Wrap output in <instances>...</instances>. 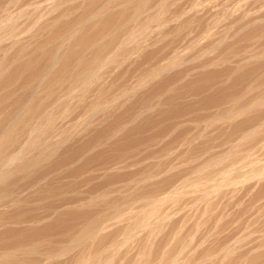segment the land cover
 <instances>
[{"label":"rangeland","instance_id":"374dc122","mask_svg":"<svg viewBox=\"0 0 264 264\" xmlns=\"http://www.w3.org/2000/svg\"><path fill=\"white\" fill-rule=\"evenodd\" d=\"M144 2L145 0H0V67L6 66L8 71L12 70L7 72L2 67L6 71L0 73V134L5 132V129L10 130L14 127L18 131L17 135L15 134L11 138L13 139L11 140L13 143L10 141L12 145L4 150L5 152L3 151L4 154L0 159L6 160L8 155L10 158L14 152H16L15 155H26L27 162V154H31L32 157L28 158L32 159V166L26 162L29 168L24 171L25 173L17 172L18 174L15 173L10 179L0 184V214L3 213L1 214L3 217L0 215V218L4 221L10 219L9 222L21 220V224L25 222V225L20 224L21 226H19L25 230L29 228V225L28 230L48 229L44 236L51 239L53 245L56 243L52 247L51 262L53 261V263L51 264H84L86 259L88 262L92 259L91 263L99 256L100 260H103V257L108 256L106 254L109 252L114 254V258L111 254L112 257H106L104 261L106 259L108 261L109 258V261L113 262L111 264H171L172 261L175 264L177 259L181 263L177 260L176 264H212V262L216 264L217 262L214 260L218 256L220 257V253L225 249L233 251L230 264H249L248 261L253 256L264 254V0H146L145 4ZM139 4L141 7L138 6ZM104 7V11H106L103 13L104 15H100L98 19L93 20L94 22L89 21L92 17L91 12ZM139 7V12H141V8L144 10L141 12L142 17L130 27H126L118 35L104 34L103 26L100 23L105 17H114L120 13L132 16L131 11ZM158 15L160 18L157 17ZM101 16H104L103 20H101ZM86 19L87 22H85ZM160 19L163 20L160 21ZM171 21L172 23L169 25ZM248 21L249 23H247ZM253 21L255 23H252ZM95 22L97 23L94 24ZM145 22L147 25L144 24ZM51 23L54 24L51 25ZM80 23H83L81 26L84 24L85 26L78 31L81 32L80 34L76 32L73 35L74 38L71 37L72 41L68 36H70L71 30ZM49 24L51 26H48ZM94 25L95 27L92 28ZM144 26L149 29L144 31ZM91 29L93 30L91 31ZM136 31L138 32L136 33ZM65 32L66 34H64ZM95 33L102 37L99 38L102 39L100 42L104 41L105 45L109 44L112 38L116 41L113 50H111L112 52L115 50L113 53L121 51L115 53L114 56L112 52L109 53L115 58H112V64L105 63V67L108 64L109 67L100 69V75L103 70L106 72L102 73L105 77H101L98 73L99 78H102L101 81L104 82H101V85L93 84L94 79L89 78L88 74L87 78L81 77L85 66L81 62L84 59V61L86 59L89 61L97 54L99 48L93 47L95 51L93 48L86 49L85 46H81L80 40L95 36ZM116 37L120 40L118 41ZM106 39L107 41H105ZM123 40L124 43L126 40L125 45L121 44ZM120 44L121 47H118ZM8 48L11 49L8 51ZM58 51L65 54L67 58L64 57L67 61L63 60L62 63H59L60 65L58 64L59 68L55 67L56 70L54 69L53 74L51 73V75L60 77V83H56L52 92L46 91L47 85L51 86V81L53 82L55 77L49 75L50 78H48L52 80L49 83L46 81L47 87L43 86L44 90L41 89L34 96L38 88L37 80L34 79L38 77L35 76L49 70L52 57L57 56ZM244 56L245 59L248 56L250 61L245 60ZM252 56H254V61ZM69 61L70 63H68ZM87 79H91L93 83ZM83 81L89 85L86 86L82 83ZM33 98L38 103L34 104V101L32 102L34 105L31 103L33 108L36 105V111L32 106L30 108L35 112V117L30 122L32 124L17 128L14 120L19 115V109L21 110L24 105L29 104L28 101ZM256 101L260 102L261 107L259 104L258 107H251L250 103H257ZM105 102L107 108H104ZM98 104L99 107L104 104L102 106L104 109L102 107L99 109ZM236 105L237 108L240 106L244 109L241 110L244 113H240L242 118H239L240 114H238L236 117L234 116V119L229 117L226 119L227 115L229 116L230 108ZM243 106L248 109L253 108L252 113L251 111L247 113L248 109ZM97 107L98 113L95 110ZM101 110L102 112H100ZM50 111L52 114L56 112L57 115L54 114L58 118L55 119L56 117L53 115L52 119L55 120L51 125L48 123L49 127L45 122L47 120L44 121V119L48 115L47 112L50 114ZM217 116H220V119ZM40 119L44 122L43 127ZM205 120L208 122L206 124L216 121L218 125L211 127V130L204 124ZM228 122L230 123L228 124ZM35 125L36 127H34ZM254 130L255 137L247 136ZM258 133L260 135H257ZM19 151L22 154L17 153ZM34 160L38 162L36 163ZM242 161L244 165H242ZM34 162L35 164H33ZM18 164L19 166L23 165L22 161ZM211 164L212 166H210ZM240 166L243 167V171ZM206 168L209 169L206 170ZM252 169L253 171H251ZM201 170H203L202 173ZM230 171L232 175H230ZM237 172L239 173L237 174ZM208 173L210 176H207ZM199 174L200 176H198ZM224 176H227L229 181ZM221 180L226 181L222 185L224 187L220 185ZM208 190L209 192H207ZM175 192H178L177 196L181 192L180 199L174 196ZM147 200H152L150 206ZM161 203L162 205H160ZM153 205H155V210H157L156 205H160L157 213L153 209ZM141 210L148 213L149 217L151 216V218L146 216L149 219H146L147 222L149 221V226L145 220H141L143 217L145 219V216H140L141 219L137 218L139 212L142 215ZM121 211H125L127 215ZM144 212L143 215H145ZM121 214L123 215L121 216ZM150 214H154V216ZM116 216L117 218H115ZM118 218L121 223L116 224L114 221ZM132 218L135 223L131 221ZM141 221L146 222L148 227L139 223ZM31 222H34L33 225ZM111 222H114L112 224L115 225L104 229V243L101 240L99 243L101 245L97 244L99 241L90 240L87 242L83 240V242H79L82 241L79 236L83 234L85 227L100 223L106 228L105 225L110 223L111 226ZM132 222L136 225L140 224L141 227L144 226L140 227L138 231L139 225L138 229H135ZM156 222L161 225L158 227ZM32 226L33 228H31ZM20 227L18 229H21ZM159 228L161 229L159 230ZM127 230L128 232L129 230L130 232L137 231L130 234ZM149 231L153 234L147 233ZM2 232L0 231V236L4 234ZM150 235L152 236L150 237ZM115 237H118L117 240ZM125 237H128V240ZM130 237H132V241ZM172 237L175 241L172 240ZM77 238L81 240L77 241ZM176 238H180V241L177 242L179 246L174 243ZM183 239L187 241L185 242ZM115 240L120 242L118 243L120 247L112 246V243L116 244ZM181 240L183 245L180 243ZM180 245L181 247L189 246L181 249ZM166 246L173 248L172 251L168 248L169 252L172 254L175 252V257L172 256V260L170 259L171 253L165 251ZM177 246L180 248L178 249ZM174 247L177 248L175 251H173ZM121 248L123 249L121 250ZM143 248L144 250H142ZM112 249H116L115 253ZM146 249L147 251H145ZM163 249L167 256L169 255V259H166L167 256L164 257ZM180 250L190 251L188 253L185 251L186 257L183 258L184 256L179 257L176 254L180 253ZM140 251L141 254H139ZM92 252L97 253L98 256L94 253L97 257H93ZM91 254H93L92 257ZM138 254L141 257L146 254V257L141 259ZM216 255L218 256L216 257ZM100 260L98 259V262L95 260L96 262L93 261V263L104 264ZM256 264H264V258L258 259Z\"/></svg>","mask_w":264,"mask_h":264},{"label":"bare ground","instance_id":"6f19581e","mask_svg":"<svg viewBox=\"0 0 264 264\" xmlns=\"http://www.w3.org/2000/svg\"><path fill=\"white\" fill-rule=\"evenodd\" d=\"M79 1V0H78ZM83 1V0H82ZM114 1V0H113ZM123 1V0H122ZM137 1V0H136ZM141 1V0H140ZM149 1V0H148ZM38 2V1H37ZM145 2H146V0H145ZM145 2H144V4H145ZM163 2V1H162ZM161 2V3H162ZM166 2V1H165ZM164 2V3H165ZM74 3V2H73ZM85 3V2H84ZM94 3V2H93ZM103 3V2H102ZM137 3V2H136ZM139 3V2H138ZM142 3V2H141ZM140 3V4H141ZM140 4L138 5V6H140ZM171 4V3H170ZM173 4V3H172ZM4 5V4H3ZM52 5V4H51ZM80 5H82V4H80ZM128 5V4H127ZM134 5V4H133ZM143 5V4H142ZM147 5V4H146ZM163 5V4H162ZM166 5V4H165ZM59 6V5H58ZM84 6V5H83ZM94 6V5H93ZM93 6H91V7H93ZM105 6V5H104ZM112 6V5H111ZM132 6V5H131ZM137 6V7H138ZM164 6V5H163ZM163 6H161V7H163ZM167 6V5H166ZM90 7V8H91ZM141 7V6H140ZM140 7L138 8V9H133L134 11H131L132 13V16H130V14H125V13H123V14H118L117 16H114V17H110L109 16V18H106L105 17V19H104V16L102 17L101 16V20H103L100 24L103 26H101L103 29V32H104V34H106V35H108V36H110V35H113V34H119V32H121L122 30H124L126 27L128 28V26L130 27L137 19H140V17H142V11H144V10H142V8H141V12H139L140 11ZM8 8V7H7ZM89 8V7H88ZM97 8V7H96ZM106 8H109V7H106ZM119 8V7H118ZM134 8V7H133ZM143 8H146V7H143ZM196 8V7H195ZM42 9V8H41ZM46 9V8H45ZM55 9V8H54ZM127 9H128V7H127ZM156 9V8H155ZM4 10V9H3ZM51 10V9H50ZM89 10V9H88ZM105 10V7L102 9H99V10H94L95 12H91V14H92V17H90V19H89V21H92V22H94L93 20H95V19H98L99 17H100V15H102L104 12L106 13V11H104ZM119 12H122V11H120V9H117ZM166 10V9H165ZM162 11V10H161ZM161 11H159L160 13H161ZM31 12V11H30ZM49 12V11H48ZM56 12V11H55ZM86 12V11H85ZM90 12V11H89ZM114 12V11H113ZM116 13H117V11H115ZM150 12V11H149ZM156 12V11H155ZM188 12V11H187ZM190 12V11H189ZM110 13V12H109ZM185 13V12H184ZM202 13V12H201ZM38 14V13H37ZM90 14V13H89ZM90 14V15H91ZM145 14V13H144ZM143 14V15H144ZM162 14V13H161ZM192 14V13H191ZM9 15V14H8ZM36 15V14H35ZM65 15V14H64ZM87 15V14H86ZM89 15V16H90ZM104 15V14H103ZM106 15V14H105ZM107 15H108V12H107ZM150 15V14H149ZM181 15V14H180ZM188 15V14H187ZM111 16H113V15H111ZM152 16V15H151ZM175 16V15H174ZM145 17V16H144ZM154 17V16H153ZM152 17V18H153ZM157 17H159L160 18V16L158 15ZM164 17V16H163ZM9 18V17H8ZM53 18V17H52ZM103 18V19H102ZM181 18V17H180ZM179 18V19H180ZM245 18V17H244ZM7 19V18H6ZM32 19V18H31ZM46 18H44V20H45ZM149 19H150V17H149ZM167 19V18H166ZM173 19V18H172ZM247 19V18H246ZM245 19V20H246ZM5 20V19H4ZM8 20V19H7ZM16 20V19H15ZM43 19H42V21H44ZM100 19H99V22L101 21ZM146 20V19H145ZM153 20V19H152ZM161 20H163V19H160V21ZM17 21V20H16ZM46 21V20H45ZM89 21H88V23H89ZM98 21V20H97ZM139 21V20H138ZM137 21V23H139ZM149 21V20H148ZM170 21V20H169ZM168 21V22H169ZM176 21V20H175ZM174 21V22H175ZM183 21V20H182ZM261 21V20H260ZM4 22V21H3ZM2 22V23H3ZM35 22V21H34ZM54 22V21H53ZM84 22V21H83ZM85 22H87V19L85 20ZM84 22V23H85ZM91 22V24H93ZM143 22V21H142ZM147 22V21H146ZM144 23V24H146L147 25V23L149 24V22H147V23ZM166 22V21H165ZM251 22V21H250ZM14 23V22H13ZM87 23V24H88ZM97 22H95L94 24H96ZM163 23V22H162ZM172 23V21L169 23V25ZM187 23V22H186ZM247 23H249V21L247 22ZM252 23H255L254 21L252 22ZM260 23V22H259ZM52 24H54V23H51V25ZM77 24V23H76ZM83 24V23H82ZM81 23L79 24V25H77V26H75L72 30H71V32H70V36H68V38H70L71 39V37H73L74 38V36L73 35H75V33L77 32V33H79L78 31L79 30H81V27H83V26H85V24L83 25V26H81L82 25ZM167 24V23H166ZM165 24V25H166ZM7 25V24H6ZM5 25V26H6ZM10 25V24H9ZM13 25V24H12ZM15 25V24H14ZM13 25V26H14ZM16 25H17V23H16ZM46 25V24H45ZM50 24L48 25V26H51ZM75 25V24H74ZM164 25V24H163ZM162 25V26H163ZM164 25V26H165ZM178 25V24H177ZM182 25V24H181ZM188 25V24H187ZM186 25V26H187ZM248 25V24H247ZM5 26H3V27H5ZM48 26H47V28H48ZM88 26V25H87ZM90 26V25H89ZM136 26V25H135ZM143 26V25H142ZM161 26V25H160ZM2 27V29H4ZM31 27V26H30ZM60 27V26H59ZM95 27V25L92 27V28H94ZM97 27V26H96ZM137 27V26H136ZM184 27V26H183ZM243 27V26H242ZM11 28V27H10ZM43 28V27H42ZM44 28H45V26H44ZM91 28V27H90ZM138 28V27H137ZM142 28V27H141ZM176 28V27H175ZM179 28V27H178ZM253 28V27H252ZM5 29H6V27H5ZM8 30H9V28H7ZM27 29V28H26ZM97 29V28H96ZM95 29V30H96ZM147 29H149L147 26H144V28H143V30L145 31H147ZM153 29V28H152ZM41 30H43V29H41ZM54 30H56V29H54ZM63 30H65V29H63ZM84 30V29H83ZM88 30V29H87ZM93 29H91V31H92ZM98 30V29H97ZM97 30H96V32H97ZM141 30V29H140ZM143 30H142V32H143ZM178 30V29H177ZM5 31V30H4ZM11 31H13V30H11ZM22 31V30H21ZM27 31V30H26ZM36 31V30H35ZM132 31H134V30H132ZM154 31V30H153ZM163 31V30H162ZM181 31V30H180ZM227 31V30H226ZM234 31V30H233ZM3 32V31H2ZM48 32V31H47ZM95 32V31H94ZM102 32V31H101ZM100 32V33H101ZM125 32V31H124ZM127 32V31H126ZM138 31H136V33H137ZM182 32V31H181ZM185 32V31H184ZM55 33V32H54ZM61 33H63V32H61ZM69 33V32H68ZM81 33V32H80ZM79 33V34H80ZM87 33H88V31H87ZM89 33H90V31H89ZM99 33V32H98ZM98 33H95L96 35L95 36H90L89 38H82L81 40H80V44H82L81 46H85L86 47V49H91V48H93V47H98L99 48V50H98V52H97V54L96 55H94L93 57H91L90 59H89V61L86 59V61H82V59H80V61H82L81 62V64L82 65H85L84 66V68H83V71H82V75H81V77L83 76H85L86 77V75L89 77V78H92V80L94 79V83L91 81V79L89 80V79H87L88 81H91L93 84H95V85H98V84H100L101 85V82H103V81H101V79L102 78H99L100 76L101 77H105V75H102V73H103V71L101 72V75H100V69L102 70V67H104L105 69L107 68V67H109V64H108V66L107 67H105L106 65H105V63L106 62H108V63H111L112 64V58H113V56H114V54L115 53H117V52H115V53H113L111 50H113V48H114V43L116 44V41L112 38V41L109 43V44H107L106 43V45L104 44V41H102V42H100L101 40L99 39V38H102V37H100V35H98ZM122 33V32H121ZM13 34V33H12ZM39 34V33H38ZM64 34H66V32L64 33ZM85 34V33H84ZM134 34V33H133ZM132 34V35H133ZM139 34V33H138ZM151 34V33H150ZM172 34V33H171ZM257 34V33H256ZM44 35V34H43ZM60 35V34H59ZM72 35V36H71ZM94 35V34H93ZM129 35V34H128ZM131 35V34H130ZM135 35V34H134ZM137 35V34H136ZM173 35V34H172ZM11 36V35H10ZM34 36V35H33ZM32 36V37H33ZM51 36V35H50ZM53 36H55V35H53ZM63 36V35H62ZM86 36H88V35H86ZM175 36V35H174ZM218 36V35H217ZM223 36H225V35H223ZM229 36H230V34H229ZM233 36V35H232ZM3 37V36H2ZM6 37V36H5ZM14 37V36H13ZM12 37V38H13ZM17 37V36H16ZM30 37V36H29ZM52 37V36H51ZM66 37V36H65ZM76 37H79L78 35H76ZM76 37H75V39H76ZM118 37V36H117ZM117 37H116V39H117ZM137 37V36H136ZM209 37V36H208ZM15 38V37H14ZM126 38H128L129 39V37H126ZM125 38V39H126ZM131 38H133V37H131ZM211 38V37H210ZM209 38V39H210ZM223 38V37H222ZM55 39V38H54ZM67 39V38H66ZM65 39V40H66ZM74 39V40H75ZM247 39V38H246ZM13 40V39H12ZM22 40V39H21ZM20 40V41H21ZM28 40V39H27ZM72 41H73V39H71ZM113 40H114V42H113ZM118 40V39H117ZM120 40V39H119ZM118 40V41H119ZM127 40V39H126ZM126 40H125V43H124V40H123V42H121V44L122 43H124V45L126 44ZM224 40H225V38H224ZM8 41V40H7ZM16 41V40H15ZM63 41V40H62ZM105 41H107V39L105 40ZM132 41H133V39H132ZM131 40L129 41L130 43L132 42ZM139 41V40H138ZM51 42V41H50ZM49 42V43H50ZM128 42V41H127ZM128 42V43H129ZM221 42V41H220ZM226 42V41H225ZM258 42V41H257ZM2 43V42H1ZM21 43V42H20ZM23 43V42H22ZM37 43V42H36ZM62 43V42H61ZM64 43V42H63ZM70 43H71V41H70ZM76 43V42H75ZM103 43V44H102ZM127 43V44H128ZM153 43V42H152ZM11 44V43H10ZM65 44H67V43H65ZM78 44V43H77ZM119 44V43H118ZM121 44L118 46V47H121ZM222 44V43H221ZM1 45H3V44H1ZM14 45V44H13ZM12 45V46H13ZM29 45V44H28ZM27 45V46H28ZM48 45V44H47ZM50 45H52V44H50ZM62 45V44H61ZM137 45V44H136ZM18 46H19V44H18ZM66 46V45H65ZM14 47V46H13ZM59 47H61V46H59ZM72 47V46H71ZM79 47V46H78ZM259 47V46H258ZM2 48H4V47H2ZM12 48V47H11ZM11 48H8L7 50L9 51V49H11ZM41 48V47H40ZM80 48H82V47H80ZM79 48V49H80ZM116 48V47H115ZM153 48V47H152ZM234 48V47H233ZM15 49V48H14ZM46 49V48H45ZM61 49H62V47H61ZM60 49V50H61ZM76 49V48H75ZM85 49V50H86ZM94 49V48H93ZM119 49V48H118ZM121 49V48H120ZM119 49V50H120ZM130 49V48H129ZM220 49V48H219ZM2 50V49H1ZM6 50V51H7ZM49 50V49H48ZM67 50V49H66ZM65 50V51H66ZM137 50V49H136ZM23 51H24V48H23ZM93 51V50H92ZM94 51H95V49H94ZM93 51V52H94ZM216 51H218V50H216ZM3 52V51H2ZM43 52V51H42ZM47 52V51H46ZM56 52V51H55ZM62 53L61 51H58V53H57V56H54V57H52L53 59L51 60V66H50V68H49V70L48 71H46L45 73H40V74H36L37 76H35V77H38V78H34L35 80H37V86H38V88L36 89V94H34V96L35 95H37L38 93H39V91H41V89H43V86H45V87H47L45 90L46 91H48V92H52L53 91V89H54V87L56 86V83H60V81L61 80H59V78L60 77H58L57 75L55 76V75H51V73L53 74V70L55 69L56 70V68L55 67H57L58 66V64L59 63H62L63 62V60L64 61H67V60H65L64 59V57H65V54H60V53ZM112 52V54H113V56L111 55H109V53H111ZM119 52H121V51H119ZM118 52V53H119ZM8 53V52H7ZM6 53V54H7ZM13 53H14V51H13ZM22 53V52H21ZM53 53V52H52ZM51 53V54H52ZM80 53V52H79ZM90 53V52H89ZM135 53V52H134ZM217 53V52H216ZM248 53V52H247ZM5 54V53H4ZM11 54V53H10ZM17 54V53H16ZM19 54V53H18ZM50 54V53H49ZM54 54V53H53ZM70 54V53H69ZM82 54V53H81ZM87 54V53H86ZM92 54H94V53H92ZM129 54V53H128ZM202 54V53H201ZM244 54V53H243ZM254 54V53H253ZM252 54V55H253ZM2 55V54H1ZM45 55V54H44ZM55 55V54H54ZM71 55V54H70ZM116 55V54H115ZM138 55V54H137ZM216 55V54H215ZM248 55V54H247ZM264 55V54H263ZM5 56V55H4ZM21 56V55H20ZM49 56H51V55H49ZM68 56V55H67ZM77 56V55H76ZM125 56V55H124ZM182 56V55H181ZM212 56V55H211ZM228 56V55H227ZM249 56V55H248ZM248 56H246L247 57V59H248ZM256 56V55H255ZM18 57H19V55H18ZM24 57V56H23ZM31 57V56H30ZM219 57V56H218ZM254 56H252V60L254 61V58H253ZM260 57H261V55H260ZM264 57V56H263ZM5 58H6V56H5ZM66 58V57H65ZM70 58V57H69ZM72 58V57H71ZM76 58V57H75ZM109 58H111V59H109ZM115 58V57H114ZM113 58V59H114ZM154 58V57H153ZM250 58H251V56H250ZM67 59V58H66ZM73 59V58H72ZM71 59V60H72ZM178 59V58H177ZM241 59V58H240ZM244 59H245V56H244ZM247 59H245V60H247ZM32 60V59H31ZM109 60H111V61H109ZM243 60V59H242ZM249 60V59H248ZM247 60V61H248ZM252 60H251V62H252ZM5 61V60H4ZM23 61V60H22ZM114 61V60H113ZM246 61V62H247ZM250 61V60H249ZM261 61V60H260ZM6 62V61H5ZM115 62H116V60H115ZM115 62H114V64H115ZM233 62V61H232ZM27 63H29V62H27ZM67 63V62H66ZM68 63H70V61L68 62ZM121 63V62H120ZM120 63H119V65H120ZM241 63V62H240ZM242 63H243V61H242ZM242 63H241V65H242ZM256 63V62H255ZM7 64V63H6ZM45 64V63H44ZM217 64V63H216ZM244 64H246V63H244ZM254 64V63H253ZM256 64H258V63H256ZM8 65H9V61H8ZM60 65V64H59ZM62 65V64H61ZM81 65V66H82ZM118 65V66H119ZM210 65V64H209ZM259 65V64H258ZM24 66H25V64H24ZM27 66V65H26ZM31 66V65H30ZM48 66V65H47ZM66 66V65H65ZM68 66V65H67ZM110 66H112V65H110ZM115 66V65H114ZM129 66V65H128ZM3 67V66H2ZM2 67H0L1 69V71H0V73L2 72V71H4L5 69L7 70V68H5V67H3V68H5V69H3ZM33 67V66H32ZM240 67V66H239ZM243 67V66H242ZM11 68V67H10ZM46 68V67H45ZM57 68H59V67H57ZM17 69V68H16ZM23 69V68H22ZM64 69V68H63ZM67 69V68H66ZM123 69V68H122ZM206 69V68H205ZM5 70V71H6ZM11 70V69H10ZM9 70V71H10ZM54 70V71H55ZM65 70V69H64ZM108 70V69H107ZM160 70V69H159ZM172 70V69H171ZM212 70V69H211ZM257 70V69H256ZM8 70H7V72H9ZM12 71V70H11ZM10 71V72H11ZM26 71V70H25ZM33 71H35V69H33ZM254 71V70H253ZM261 71V70H260ZM41 72V71H40ZM42 72H44V71H42ZM57 72V71H56ZM55 72V73H56ZM77 72V71H76ZM81 72V71H80ZM105 72V71H104ZM187 72V71H186ZM205 72V71H204ZM83 73H84V75H83ZM98 73H99V75L100 76H98ZM106 73V72H105ZM160 73V72H159ZM230 73V72H229ZM235 73V72H234ZM6 74V73H5ZM4 74V75H5ZM25 74V73H24ZM29 74V73H28ZM80 74V73H79ZM17 75V74H16ZM30 75V74H29ZM49 75H51V76H55L54 78L53 77H51V78H53V82L49 79L50 77H49ZM58 75H59V73H58ZM63 75H64V73H63ZM235 75V74H234ZM257 75V74H256ZM1 76V75H0ZM12 76V75H11ZM62 76V75H61ZM229 76V75H228ZM13 77H14V75H13ZM12 77V78H13ZM49 77V78H48ZM58 77V78H57ZM98 77V78H97ZM261 77V76H260ZM1 78V77H0ZM74 78V77H73ZM87 78V77H86ZM86 78H85V81H86ZM96 78V79H95ZM134 78V77H133ZM61 79H62V77H61ZM83 79V78H82ZM218 79V78H217ZM8 80V79H7ZM103 80V79H102ZM113 80V79H112ZM9 81V80H8ZM46 81L49 83V81H51V83H52V85L50 86V84H48L47 86L45 85L46 84ZM85 81H83L82 83H84ZM106 81V80H105ZM89 83V82H88ZM104 83V82H103ZM102 83V84H103ZM141 83V82H140ZM57 84V85H58ZM85 85H86V83H84ZM91 84V83H90ZM255 84V83H254ZM21 85V84H20ZM31 85V84H30ZM84 85V86H85ZM87 85H89V84H87ZM86 85V86H87ZM138 85H140V84H138ZM50 86V87H49ZM91 86V85H90ZM89 86V87H90ZM139 87V86H138ZM58 88V87H57ZM96 88V87H95ZM6 89V88H5ZM4 89V90H5ZM13 89V88H12ZM98 89V88H97ZM24 90V89H23ZM28 90V89H27ZM44 90V89H43ZM90 90H91V88H90ZM251 90V89H250ZM25 91V90H24ZM201 91V90H200ZM88 92V91H87ZM124 92V91H123ZM54 93V92H53ZM86 93V92H85ZM101 93V92H100ZM45 94V93H44ZM16 95V94H15ZM84 95V94H83ZM94 95V94H93ZM92 95V96H93ZM33 96V95H32ZM39 96V95H38ZM41 96V95H40ZM182 96V95H181ZM37 97V96H36ZM84 97V96H83ZM114 97V96H113ZM112 97V98H113ZM116 98V97H115ZM115 98H114V100H115ZM231 98V97H230ZM8 99H10V98H8ZM18 99V98H17ZM34 99L35 98H33L31 101L29 100L28 102H30L29 104H26V105H24L23 107H22V109L20 110L19 109V115L16 117V119L14 120V123L18 126L17 128H19V126H23L24 125V127H25V125H27V124H32V123H30L32 120H33V118L35 117L34 115H35V112H33L32 110L33 109H35L36 107V105L34 106V108H33V106L31 105V103L34 101ZM50 99V98H49ZM94 99V98H93ZM100 99H102V98H100ZM99 99V100H100ZM229 99V98H228ZM36 100H38L37 98H36ZM2 101V100H1ZM21 101V100H20ZM39 101V100H38ZM96 101H98V100H96ZM108 101V100H107ZM259 101V100H258ZM4 102V101H3ZM40 102V101H39ZM216 102V101H215ZM226 102V101H225ZM232 102V101H231ZM250 102V101H249ZM255 102V101H254ZM257 102V101H256ZM12 103V102H11ZM35 103H38V102H36V101H34V104ZM114 103H115V101H114ZM228 103V102H227ZM33 104V103H32ZM33 104V105H34ZM43 104V103H42ZM105 104V105H104ZM103 105H104V108L106 107H108V106H106V102L104 103ZM108 104V103H107ZM111 104V103H110ZM109 104V105H110ZM115 104H117V103H115ZM236 104V103H235ZM249 104V103H248ZM260 105V107H261V104H260V102H257V103H254V104H251L250 103V105H251V107L253 106H257V105ZM73 105V104H72ZM90 105V104H89ZM102 105V106H103ZM246 106H247V104H245ZM244 105V106H245ZM258 105V106H259ZM2 106H3V104H2ZM31 106H32V108L33 109H30L31 108ZM79 106V105H78ZM100 106H101V104H100ZM101 106V107H102ZM243 106V107H244ZM257 106V107H258ZM21 107V106H20ZM19 107V108H20ZM39 107H40V105H39ZM74 107V106H73ZM90 107V106H89ZM98 107H99V104H98ZM98 107L95 109V110H97L98 109ZM101 107H99V109L101 108ZM63 108V107H62ZM103 108V107H102ZM103 108V109H104ZM111 108V107H110ZM230 108V107H229ZM244 108H246V107H244ZM255 108V107H254ZM38 109V108H37ZM61 109V108H60ZM66 109V108H65ZM98 109V110H99ZM246 109H248V107L246 108ZM11 110V109H10ZM58 110V109H57ZM67 110V109H66ZM92 110H93V108H92ZM98 110H97V113H98ZM106 110V109H105ZM219 110V109H218ZM241 110H244L242 107L240 108V106H238V108H237V105L236 106H233V107H231L230 108V110H229V116L227 115V117H226V119H228V117L229 118H233L234 119V116L236 117L238 114H240V113H244V111H241ZM249 110V111H248ZM246 112L247 113H250V111L251 110H253V108L252 109H248ZM257 110V109H256ZM35 111H36V109H35ZM64 111V110H63ZM258 111V110H257ZM52 111H50V114H49V112H47L48 113V115H46L45 116V118L46 119H44V121L45 120H47V121H45L46 123H47V125L49 126V124L48 123H50V125H51V123H53L52 121L53 120H55V119H57L58 117L56 116L57 114H56V112H53V114L51 113ZM84 112V111H83ZM95 113H96V111H94ZM100 112H102V110L100 111ZM104 112V111H103ZM221 112V111H220ZM225 112V111H224ZM245 112V114H247ZM259 112V111H258ZM36 113H38V112H36ZM56 115H55V114ZM58 113V112H57ZM63 113V112H62ZM115 113V112H114ZM251 113H252V111H251ZM41 115V114H40ZM53 115L56 117L55 119H52L53 118ZM61 115V114H60ZM64 115V114H63ZM215 115H217V114H215ZM225 115V116H226ZM241 115L242 114H240L239 115V118L241 117ZM263 115V114H262ZM11 116V115H10ZM9 116V117H10ZM212 116H214V115H212ZM222 116V115H221ZM246 116V115H245ZM100 117V116H99ZM218 118L220 117V116H217ZM38 118V117H37ZM37 118H35V119H37ZM39 118H40V116H39ZM38 118V119H39ZM223 117H221V119H222ZM238 117H237V119H239ZM242 118V117H241ZM197 119V118H196ZM220 119V118H219ZM219 119H218V121H219ZM225 119V120H226ZM59 120V119H58ZM57 120V121H58ZM201 120H203V119H201ZM223 120H224V118H223ZM231 119H229V121H230ZM264 120V119H263ZM39 121H41V119L39 120ZM69 121H70V119H69ZM209 121H211V120H209ZM221 121V120H220ZM233 121V120H232ZM237 121V120H236ZM251 121V120H250ZM9 122V121H8ZM12 122V121H11ZM33 122H35V121H33ZM36 122H37V120H36ZM93 122V121H92ZM197 122H199V121H197ZM231 122V121H230ZM230 122H228V124L230 123ZM41 123H42V127L44 126L43 124H44V122H43V120L41 121ZM40 123V124H41ZM63 123V122H62ZM206 123H208L206 120H205V123L204 124H206ZM210 123V122H209ZM34 124V123H33ZM37 124V123H36ZM55 124V123H54ZM53 124V125H54ZM85 124V123H84ZM91 124V123H90ZM102 124V123H101ZM227 124V123H226ZM261 124V123H260ZM259 124V125H260ZM52 125V126H53ZM135 125V124H134ZM218 124H217V122L215 121V122H212V123H210V124H206V127H210V129H211V127H215V126H217ZM37 126H38V124H37ZM41 126V125H40ZM246 126V125H245ZM34 127H36V125L34 126ZM45 127H46V125H45ZM50 127V126H49ZM48 127V128H49ZM205 127V126H204ZM205 127V128H206ZM41 128V127H40ZM39 128V129H40ZM47 128V127H46ZM46 128H44V129H46ZM89 128V127H88ZM5 129V128H4ZM37 129H38V127H37ZM59 129V128H58ZM209 129V128H208ZM2 130V129H1ZM42 130V129H41ZM204 130V129H203ZM212 130V129H211ZM44 131V130H43ZM45 131H48V130H45ZM66 131V130H65ZM4 132V131H3ZM1 133L0 134V158H1V156H2V154H4V150H6V149H8V147L10 148V145H12V144H10L11 142L13 143V141H11V140H13V139H11V138H13L14 136H15V134L18 132L17 131V129H16V127H14V128H11L10 130L8 129V130H6L5 129V132L4 133ZM257 132V131H256ZM22 133V132H21ZM228 133V132H227ZM74 134V133H73ZM203 134H205V133H203ZM256 134L255 133V130H254V132H252L251 131V133L250 134H247V136H253V137H255L254 135ZM17 135V134H16ZM257 135H260V133H258ZM257 135H256V137H257ZM261 135H262V133H261ZM28 136H29V134H28ZM35 136V135H34ZM113 136V135H112ZM247 136H245V137H247ZM17 137V136H16ZM67 137V136H66ZM259 137V136H258ZM261 137V136H260ZM32 138H33V136H32ZM186 138V137H185ZM198 138V137H197ZM262 138V137H261ZM253 139V138H252ZM15 140H16V138H15ZM52 140V139H51ZM11 141V142H10ZM184 141V140H183ZM35 142V141H34ZM185 142V141H184ZM227 142V141H226ZM231 142V141H230ZM241 142V141H240ZM256 142V141H255ZM30 144V143H29ZM179 144V143H178ZM218 144V143H217ZM240 144H242V143H240ZM244 144V143H243ZM24 145V144H23ZM31 145V144H30ZM184 145V144H183ZM219 145V144H218ZM228 145V144H227ZM238 146V145H237ZM240 146V145H239ZM264 146V145H263ZM217 147V146H216ZM54 148V147H53ZM192 148V147H191ZM214 148V147H213ZM221 149V148H220ZM231 149V148H230ZM11 150V149H10ZM9 150V151H10ZM41 150V149H40ZM43 150V149H42ZM4 151V152H3ZM28 151V150H27ZM193 151V150H192ZM226 151V150H225ZM236 151H238V150H236ZM240 151V150H239ZM24 152H26V151H24ZM15 153L16 152H14V155H12V156H10V158H9V155H8V158L5 160V159H0V184L1 183H4L6 180H8V179H10L15 173L16 174H18L17 172H24V171H26V170H28V166L26 165V160H25V157H26V155H23L22 154V152H17V153H21L22 155H15ZM29 153V152H28ZM30 153H34V152H30ZM206 153V152H205ZM11 154V153H10ZM210 154V153H209ZM28 155V157H27V160H28V162L30 163V165H31V163H32V159L31 160H29L30 158L29 157H31V154L29 155V154H27ZM225 155V154H224ZM233 155V154H232ZM7 156V155H6ZM203 156V155H202ZM252 156H253V154H252ZM175 157V156H174ZM213 157V156H212ZM219 157V156H218ZM258 157V156H257ZM22 158H24V159H22ZM29 158V159H28ZM32 158V157H31ZM42 158V157H41ZM188 158V157H187ZM236 158V157H235ZM34 159V158H33ZM208 159V158H207ZM238 159H239V157H238ZM243 159V158H242ZM252 159V158H251ZM39 160V159H38ZM225 160V159H224ZM21 161H22V163H23V165L21 164L20 166H19V164L18 163H21ZM31 161V162H30ZM34 161H36V163L38 162L37 160H34ZM177 161V160H176ZM216 161V160H215ZM237 161V160H236ZM24 162H25V165H24ZM27 162V164H29ZM243 162V161H242ZM215 163V162H214ZM263 163V162H262ZM17 164H18V166H17ZM33 164H35V162L33 163ZM197 164V163H196ZM228 164V163H227ZM240 164H241V162H240ZM255 164V163H254ZM258 164V163H257ZM242 165H244V162H243V164ZM259 165H261V164H259ZM258 165V166H259ZM32 166V165H31ZM30 166V167H31ZM44 166V165H43ZM168 166V165H167ZM174 166V165H173ZM210 166H212V164L210 165ZM256 166V165H255ZM255 166H253V167H255ZM264 166V165H263ZM106 167V166H105ZM205 167H206V165H205ZM213 167H214V165H213ZM236 167V166H235ZM241 167V166H240ZM245 168V167H244ZM38 169V168H37ZM209 169V168H208ZM207 168H206V170H208ZM233 169H235V168H233ZM238 169V168H237ZM241 169H242V171H243V167H241ZM256 169H257V167H256ZM263 169V168H262ZM127 170V169H126ZM205 170V169H204ZM205 170V171H206ZM240 170V169H239ZM239 170H237V171H239ZM156 171V170H155ZM177 171V170H176ZM202 171L203 170H201V173H202ZM204 171V172H205ZM251 171H253V169L251 170ZM213 172V171H212ZM231 172V171H230ZM25 173V172H24ZM156 173V172H155ZM162 173V172H161ZM196 173V172H195ZM226 173V172H225ZM229 173V172H228ZM234 173V172H233ZM239 172H237V174H238ZM255 173V172H254ZM153 174V173H152ZM197 174V173H196ZM206 174V173H205ZM224 174V173H223ZM222 174V175H223ZM227 174V173H226ZM235 174V173H234ZM233 174V175H234ZM241 174V173H240ZM249 174V173H248ZM260 174V173H259ZM259 174H256V175H259ZM20 175V174H19ZM48 175V174H47ZM164 175H165V173H164ZM212 175V174H211ZM230 175H232V172L230 173ZM92 176V175H91ZM198 176H200V174L198 175ZM207 176H210V174L208 173V175ZM19 177V176H18ZM158 177V176H157ZM197 177V176H196ZM212 177V176H211ZM215 177V176H214ZM225 178H227V180L229 181V178L227 177V176H224ZM229 177H231V176H229ZM15 178V177H14ZM161 178V177H160ZM200 178V177H199ZM204 178V177H203ZM210 178V177H209ZM221 178L222 179H224L222 176H221ZM221 178H219V179H221ZM255 178H257V177H255ZM259 178V177H258ZM33 179V178H32ZM45 179V178H44ZM164 179V178H163ZM205 179V178H204ZM149 180V179H148ZM196 180H197V178H196ZM226 180V179H225ZM225 180H223V181H225ZM238 180V179H237ZM200 181V180H199ZM201 181H203V180H201ZM222 181V180H221ZM222 181V182H223ZM227 181V182H228ZM151 182V181H150ZM193 182H195V183H197L196 181H193ZM212 182H213V180H212ZM217 182V181H216ZM222 182L220 183V185H221V187H224V186H222V185H224V183H226V181L225 182H223V184H222ZM235 182V181H234ZM185 183V182H184ZM183 183V184H184ZM198 183H200V182H198ZM214 183V182H213ZM38 184V183H37ZM201 184V183H200ZM216 184V183H215ZM218 184V183H217ZM228 185L230 184L229 182L227 183ZM138 185V184H137ZM190 185V184H189ZM196 185V184H195ZM213 185V184H212ZM211 185V186H212ZM219 185V184H218ZM34 186H35V184H34ZM73 186V185H72ZM184 186V185H183ZM187 186H188V184H187ZM197 186V185H196ZM230 186V185H229ZM32 187V186H31ZM182 187V186H181ZM180 187V188H181ZM185 187H186V185H185ZM190 187V186H189ZM214 187V186H213ZM220 187V186H219ZM262 187V186H261ZM12 188V187H11ZM35 188V187H34ZM37 188V187H36ZM130 188V187H129ZM188 188V187H187ZM197 188V187H196ZM198 188H200V187H198ZM214 188H216V187H214ZM230 188V187H229ZM251 188V187H250ZM175 189V188H174ZM195 188H193V190H194ZM218 189V188H217ZM216 189V190H217ZM112 190V189H111ZM192 190V189H191ZM198 190V189H197ZM37 191V190H36ZM136 191V190H135ZM172 191V190H171ZM195 191V190H194ZM194 191H192V192H194ZM205 191H206V189H205ZM219 191V190H218ZM221 191V190H220ZM191 192V191H190ZM198 192V191H197ZM204 192V191H203ZM202 192V193H203ZM207 192H209V190L207 191ZM211 192V191H210ZM169 193V192H168ZM175 193H176V195H175ZM175 193H173L174 194V196L175 197H177V199H180V197H179V195H181V192L179 193V195L177 196V194H178V192H175ZM212 193V192H211ZM259 193H260V191H259ZM19 194V193H18ZM172 194V195H173ZM208 194V193H207ZM220 194V193H219ZM185 195V194H184ZM203 195V194H202ZM202 195H200V196H202ZM206 195V194H205ZM223 195V194H222ZM37 196V195H36ZM41 196V195H40ZM70 196V195H69ZM168 196V195H167ZM186 196V195H185ZM38 197V196H37ZM68 197V196H67ZM168 197H171V196H168ZM175 197H174V199H175ZM184 197V196H183ZM188 197V196H187ZM204 197V196H203ZM214 197V196H213ZM211 198V197H210ZM262 198V197H261ZM28 199V198H27ZM150 199V198H149ZM163 199V198H162ZM165 199V198H164ZM172 199H173V197H172ZM212 199V198H211ZM219 199H220V197H219ZM240 199V198H239ZM255 199V198H254ZM134 201V200H133ZM149 200H147V202H148ZM154 202H155V200H153ZM159 201V203H160V199L158 200ZM162 201V200H161ZM166 201H168V200H166ZM26 202V201H25ZM82 202V201H81ZM144 202V201H143ZM150 202L152 203V200L151 201H149V206H150ZM178 202V201H177ZM211 202V201H210ZM225 202V201H224ZM115 203V202H114ZM125 203V202H124ZM158 202H156V204H157ZM158 203V204H159ZM46 204V203H45ZM145 204H146V202H145ZM165 204H166V202H165ZM171 204H172V202H171ZM175 204V203H174ZM213 204V203H212ZM230 204V203H229ZM263 204V203H262ZM53 205H54V203H53ZM113 205V204H112ZM152 205V204H151ZM160 205H162V203L160 204ZM160 205H156L157 206V210H158V207H160ZM164 205V204H163ZM177 205H179V204H177ZM214 205V204H213ZM45 206V205H44ZM120 206V205H119ZM215 206V205H214ZM3 207V206H2ZM86 207V206H85ZM95 207V206H94ZM118 207V206H117ZM142 207V206H141ZM154 207H155V205H153V209H154ZM217 207V206H216ZM139 208V207H138ZM120 209V208H119ZM151 209V208H150ZM153 209H151V210H153ZM174 209V208H173ZM208 209V208H207ZM215 209V208H214ZM220 209V208H219ZM4 210V209H3ZM111 210V209H110ZM145 210H147V209H145ZM155 210V209H154ZM157 210H155L156 211V213H157ZM162 210V209H161ZM244 210V209H243ZM5 211V210H4ZM7 211V210H6ZM8 211H9V209H8ZM142 211V210H141ZM160 211V210H159ZM177 211V210H176ZM183 211V210H182ZM188 211V210H187ZM221 211V210H220ZM121 212H123V211H121ZM129 212H130V210H129ZM143 212L144 211H142V215L140 214V212H139V215H137V216H139V217H137L138 219L140 218V216L141 217H143V216H145V219H144V217L141 219L142 221H146V216H148L149 217V215H148V213L146 214L145 212V215H143ZM149 213H150V210L148 211ZM152 212V211H151ZM263 212V211H262ZM120 213V212H119ZM119 213H118V215H119ZM132 213V212H131ZM134 213V212H133ZM152 213H155V212H152ZM208 213V212H207ZM211 213V212H210ZM209 213V214H210ZM239 213V212H238ZM260 213V212H259ZM1 214H3L2 212H1ZM0 214V215H1ZM123 214H126L125 213V211L123 212ZM123 214H121V216L123 215ZM137 214V213H136ZM135 214V215H136ZM162 214H163V212H162ZM165 214V213H164ZM8 215V214H7ZM19 215V214H18ZM127 215V214H126ZM131 215H133V214H131ZM150 215H152V214H150ZM12 216V215H11ZM152 216H154V214L152 215ZM156 216V215H155ZM210 216V215H209ZM1 217H3L2 215H1ZM19 217V216H18ZM102 217V216H101ZM107 217V216H106ZM131 217H133V216H131ZM205 217V216H204ZM31 218V217H30ZM115 218H117V216L115 217ZM119 218H120V215H119ZM119 218L116 220L115 219V223L117 224L118 222H120L121 223V221L119 220ZM123 218V217H122ZM127 218H129V217H127ZM135 218V217H134ZM149 218H151V216L149 217ZM168 218V217H167ZM6 219V218H5ZM8 219V218H7ZM20 219V218H19ZM101 219V218H100ZM103 219H104V217H103ZM102 219V220H103ZM114 219V218H113ZM138 219L136 220V222L138 221ZM163 219V218H162ZM161 219V220H162ZM196 219V218H195ZM10 220V219H9ZM9 220H7V221H4V219L2 220L1 218H0V231H3L4 232V234H2L1 236H0V264H51V263H53V261L51 262V260H52V247L53 246H55V244L53 245V243H52V240L51 239H49V238H46L44 235L48 232V229H46V228H44V229H42V230H39L38 228V230H35V229H31V230H28L29 228H30V225H29V228L27 229V230H25L24 228H21L20 226L21 225H25V222L23 223V224H21L22 223V221L21 220H16V221H14V220H12V221H10L9 222ZM52 220V219H51ZM111 220V219H110ZM122 220V219H121ZM123 220H124V218H123ZM123 220H122V222H123ZM128 220V219H127ZM129 220H130V218H129ZM147 220H149V219H147ZM151 220V219H150ZM239 220V219H238ZM27 221V220H26ZM107 221V220H106ZM131 221H134L133 220V218H132V220ZM139 222V223H143V224H145L144 222ZM160 221V220H159ZM30 222V221H29ZM35 222V221H34ZM33 222V223H34ZM110 222V221H109ZM114 222H111V224L112 223H114ZM149 222V221H148ZM146 223V224H148V226H149V223ZM162 222V221H161ZM32 223V222H31ZM33 223H32V225H33ZM37 223V222H36ZM102 223V222H101ZM105 223V222H104ZM124 223V222H123ZM130 223V222H129ZM134 223H135V221H134ZM138 223V222H137ZM159 223V222H158ZM162 223H164V222H162ZM180 223V222H179ZM202 223V222H201ZM21 224V225H20ZM106 224H108V223H106ZM131 224H133V222L131 223ZM130 224V225H131ZM145 224V225H146ZM156 224H157V222H156ZM160 224V223H159ZM20 225V226H19ZM23 225V226H24ZM38 225V224H37ZM113 225H115V224H112L111 226H110V223H109V225H105V227L106 228H104V226H103V224L101 225L100 223H98V225H94V226H87V227H85V231L84 232H82L83 234L82 235H78L81 239H82V241H79V242H83V240H85V241H87V242H90V240L91 241H99L97 244H99V243H101V240H102V243H104L103 241V239H104V232H105V230L104 229H107V227H114ZM119 225V224H118ZM120 225H122V224H120ZM127 225V224H126ZM134 226H133V228H135V229H138L137 228V226L139 227V229H138V231L140 230V227H141V225L140 224H133ZM158 225V224H157ZM161 225V224H160ZM160 225H158V227L160 226ZM167 225V224H166ZM174 225V224H173ZM190 225V224H189ZM117 226V225H116ZM129 226V225H128ZM132 226V225H131ZM144 226V225H143ZM143 226L141 227V228H143ZM147 226V225H146ZM147 226V227H148ZM154 226V225H153ZM21 228V229H18V228ZM68 227V226H67ZM83 227V226H82ZM155 227V226H154ZM11 228V229H10ZM17 228V229H16ZM26 228V227H25ZM31 228H33V226L31 227ZM56 228V227H55ZM58 228V227H57ZM108 228V229H109ZM120 228V227H119ZM128 228V227H127ZM184 228V227H183ZM22 229H24V230H22ZM147 229V228H146ZM149 229V228H148ZM152 229H154V228H152ZM156 229H158V228H156ZM156 229H154V230H156ZM161 228H159V230H160ZM54 230V229H53ZM62 230V229H61ZM131 230V229H130ZM130 230H129V232H130ZM133 230V229H132ZM165 230V229H164ZM64 231V230H63ZM118 231V230H117ZM117 231H116V233H117ZM137 231V230H136ZM136 231H134V232H136ZM144 231H147V230H144ZM153 231V230H152ZM192 231V230H191ZM195 231V230H194ZM219 231V230H218ZM2 232V233H3ZM57 232V231H56ZM127 232H128V230H127ZM126 232V233H127ZM128 232V233H129ZM131 232H133V231H131ZM131 232H130V234H131ZM134 232H133V234H134ZM142 232V231H141ZM155 232V231H154ZM167 232V231H166ZM177 232H179V231H177ZM176 232V233H177ZM210 232V231H209ZM120 233V232H119ZM126 233H125V236H126ZM138 233V232H137ZM147 233H151V231H149V232H147ZM205 233V232H204ZM129 234V235H130ZM151 234H153V232L151 233ZM178 234V233H177ZM183 234V233H182ZM4 235V236H3ZM65 235V234H64ZM77 235V234H76ZM128 235V234H127ZM176 235V234H175ZM3 236V237H2ZM81 236H83V237H81ZM136 236V235H135ZM148 236V235H147ZM152 235H150V237H151ZM178 236V235H177ZM176 236V237H177ZM199 236V235H198ZM75 237V236H74ZM129 237V236H128ZM127 237V238H128ZM133 237V236H132ZM132 237H130V239L132 238ZM179 237V236H178ZM213 237V236H212ZM72 238V237H71ZM116 238V237H115ZM118 238V237H117ZM117 238H116V240H117ZM126 238V237H125ZM126 238V239H127ZM135 238V237H134ZM137 238V237H136ZM190 238V237H189ZM201 238V237H200ZM59 239V238H58ZM78 239L79 238H77V241H78ZM81 239H79V240H81ZM174 238L172 237V240H173ZM179 239V240H178ZM60 240V239H59ZM72 240H74V239H72ZM76 240V239H75ZM89 240V241H88ZM109 240V239H108ZM115 240V241H116ZM120 240V239H119ZM123 240H125V239H123ZM128 240V239H127ZM133 239H131V241H132ZM135 240V239H134ZM184 240V239H183ZM189 240V239H188ZM84 241V242H85ZM169 241H171V240H169ZM173 241H175V240H173ZM172 241V242H173ZM178 241H180V238H176V242H174V243H177ZM185 241V240H184ZM187 241V240H186ZM185 241V242H186ZM192 241V240H191ZM264 241V240H263ZM76 242V241H75ZM79 242H77V244L79 245ZM95 242H93V243H95ZM112 242V241H111ZM130 242V241H129ZM183 241L181 240V242L180 243H182ZM110 243V242H109ZM118 243H120L119 241L117 242L116 241V244H115V242H114V244L112 243V246H116V245H118ZM125 243V242H124ZM123 243V244H124ZM158 243V242H157ZM168 243V242H167ZM173 243V244H174ZM263 243V242H262ZM72 244V243H71ZM76 244V243H75ZM81 244V243H80ZM89 244V243H88ZM139 244V243H138ZM186 244V243H185ZM233 244V243H232ZM73 245V244H72ZM99 245H101V244H99ZM106 245V244H105ZM127 246H128V244H126ZM125 245V246H126ZM167 245V244H166ZM176 245H178L179 246V243H177ZM181 245H183V243L181 244ZM181 245H180V247H181ZM190 245V244H189ZM189 245H184V247L185 246H189ZM217 245V244H216ZM146 246H147V244H146ZM145 246V247H146ZM152 246V245H151ZM169 246L171 247V245L169 244ZM173 246V245H172ZM178 246H177V248H178ZM233 246V245H232ZM236 246H238V243H236ZM64 247V246H63ZM100 247V246H99ZM98 247V248H99ZM118 247H120V245H118ZM123 247V246H122ZM144 247V248H145ZM149 247V246H148ZM167 247V246H166ZM170 247H167V248H165V251L166 252H168V253H171V252H169L168 250L169 249H171ZM179 247V248H180ZM184 247H181V249L182 248H184ZM235 247V246H234ZM68 248V247H67ZM93 248V247H92ZM109 248H112V247H109ZM108 248V249H109ZM116 248V247H115ZM126 248V247H125ZM144 248L142 249V250H144ZM155 248V247H154ZM169 248V249H168ZM177 248H175L174 247V250L173 251H175V249H177ZM178 248V249H179ZM54 249V248H53ZM70 249V248H69ZM89 249V248H88ZM123 248H121V250H122ZM156 249V248H155ZM173 249V248H172ZM172 249L170 250V251H172ZM185 249V248H184ZM187 249V248H186ZM190 249V248H189ZM225 249V248H224ZM59 250H61V249H59ZM68 250V249H67ZM77 250V249H76ZM115 251H116V249H114ZM114 250L112 249V251L114 252ZM119 250V249H118ZM188 250V249H187ZM187 250H185L186 252H187ZM230 249H225V250H223V252L222 253H220V257L218 256V255H216V257H214V258H216L215 260H214V258H213V260L214 261H216L217 263H219L220 264V262L222 261V264H230L231 263V260H232V252L231 251H229ZM232 250V249H231ZM233 250H234V248H233ZM70 251V250H69ZM95 251V250H94ZM111 251V250H110ZM145 251H147V249L145 250ZM149 251V250H148ZM159 251V250H158ZM162 251V250H161ZM165 251H164V249H163V255H164V253H165ZM177 251V250H176ZM181 251H182V253H181ZM184 250H180V253H176V254H178L179 255V257L181 256H184L183 258H185L186 256V253H185V251L183 252ZM190 251V250H189ZM188 251V252H189ZM235 251V250H234ZM238 251V250H237ZM60 252V251H59ZM61 252H63V251H61ZM66 252V251H65ZM97 253H98V251H96ZM101 252H103V251H101ZM105 252V251H104ZM187 252V253H188ZM258 252V251H257ZM71 253V252H70ZM85 253V252H84ZM93 253V252H92ZM95 253V252H94ZM93 253V254H94ZM97 253H95V254H97ZM105 253H107V252H105ZM109 253H110V255H109ZM109 253H107L106 255H108V256H106V257H109V256H111V252H109ZM115 253V252H114ZM142 252L140 251V253L139 254H141ZM150 253V252H149ZM174 253L175 252H173V254L171 253V257H170V259L172 260L173 258H172V256H174L175 257V255H174ZM185 253V254H184ZM217 253V252H216ZM254 253V252H253ZM59 254V253H58ZM66 254V253H65ZM69 254V253H68ZM82 254V253H81ZM87 254V253H86ZM90 254V253H89ZM93 254H91V257H92V255ZM93 255V257L94 256H96V255ZM139 254H138V256H139ZM143 254H144V251H143ZM160 254H161V252H160ZM159 254V255H160ZM184 254V255H183ZM212 254H214V253H212ZM82 255H84V254H82ZM88 255V254H87ZM86 255V256H87ZM114 254H112V256H113ZM118 255V254H117ZM188 255V254H187ZM209 255V254H208ZM211 255V254H210ZM59 256V255H58ZM61 256V255H60ZM97 256H98V254H97ZM96 256V257H97ZM111 256V257H112ZM138 256H137V258H138ZM148 256V255H147ZM154 256V255H153ZM167 256V253H165V255H164V257H166ZM169 256V255H168ZM168 256L166 257V259H169L168 258ZM177 256V255H176ZM234 256V255H233ZM252 256V255H251ZM100 257V256H99ZM99 257H97L99 260H100V258ZM106 257H103L104 259L106 258ZM117 257V256H116ZM143 257H146V254L143 256L142 255V257L141 256H139V258H143ZM149 257V256H148ZM164 257H163V259H164ZM178 257V258H179ZM189 257V256H188ZM213 257V256H212ZM240 257V256H239ZM264 258V254H259V255H257V256H253L251 259H250V261H248L249 262V264H256V262H257V260L259 259L260 260V258ZM63 258V257H62ZM84 258V257H83ZM88 258V257H87ZM90 258V257H89ZM102 258V257H101ZM113 258H114V256H113ZM183 258H182V260H183ZM98 259H96L95 258V260H97V262H98ZM104 259L102 260L103 262H104V264H111V263H113V262H110L109 261V258H108V261H106V263H105V261H104ZM145 259V258H144ZM148 259V258H147ZM162 259V258H161ZM193 259V258H192ZM208 259V258H207ZM79 260H80V258H79ZM84 260V259H83ZM83 260H82V262H83ZM92 259H90L89 260V262H88V259H86V261L88 262V263H90V261H91ZM95 260H93V261H95ZM100 260V261H101ZM111 260H113V259H111ZM132 260V259H131ZM165 260V259H164ZM175 260V259H174ZM179 262H180V260L179 259H177ZM177 260H175L176 262H175V264L177 263ZM189 260V259H188ZM197 260V259H196ZM210 260V259H209ZM212 260V261H213ZM84 262V264H88L87 262ZM93 261L90 263V264H94L93 263ZM99 261V262H100ZM139 261H146V260H139ZM161 261H163V260H161ZM167 261V260H166ZM220 261V262H219ZM234 261H236V260H234ZM239 261H241V260H239ZM263 261V260H262ZM96 262V261H95ZM147 262H148V260H147ZM171 262V261H170ZM173 262V261H172ZM172 262H171V264H172ZM178 262V263H179ZM203 262V261H202ZM261 262V261H260ZM79 263V262H78ZM137 263H139L138 261H137ZM162 263V262H161ZM163 263H165V262H163ZM181 263V262H180ZM183 263V262H182ZM185 263V262H184ZM186 263H187V261H186ZM189 263V262H188ZM216 263V264H217ZM241 263V262H240ZM75 264H77V263H75ZM80 264V263H79ZM100 264V263H99ZM140 264V263H139ZM144 264V263H143ZM166 264H168V263H166ZM173 264H174V262H173ZM202 264V263H201ZM212 264H213V262H212Z\"/></svg>","mask_w":264,"mask_h":264}]
</instances>
